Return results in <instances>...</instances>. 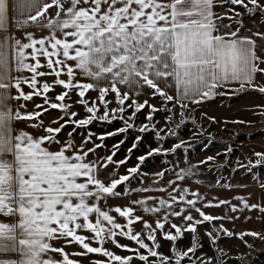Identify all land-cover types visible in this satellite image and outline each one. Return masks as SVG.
Masks as SVG:
<instances>
[{"label":"snow or ice","instance_id":"1","mask_svg":"<svg viewBox=\"0 0 264 264\" xmlns=\"http://www.w3.org/2000/svg\"><path fill=\"white\" fill-rule=\"evenodd\" d=\"M257 16L264 20V0H0V264H227L222 238H239L248 249L245 237L264 241V231L237 232L223 223L245 210L264 219V198L209 199L177 183L201 176V165L225 166L215 156L187 164L191 144L178 129L196 123L200 105L241 90L264 95V31L245 27V17ZM10 18L19 36L9 34ZM253 107L264 115V104ZM50 109L59 114L45 123ZM139 114L144 120L137 124ZM113 120L122 126L99 134L88 127ZM129 129L137 134L127 156L114 159L126 135L101 154L107 137ZM145 134L157 146L126 166ZM169 138L174 142L165 147ZM180 149L185 167L177 170V160L151 174L141 170L147 157L178 156ZM232 151L226 146V162ZM261 167L264 150H252L236 158L232 171L252 173L264 191L254 171ZM130 177L140 186L130 187ZM132 193L138 198L109 203ZM221 206L223 214L205 210ZM205 240L213 255L204 251ZM72 245L79 250H66Z\"/></svg>","mask_w":264,"mask_h":264},{"label":"rangeland","instance_id":"2","mask_svg":"<svg viewBox=\"0 0 264 264\" xmlns=\"http://www.w3.org/2000/svg\"><path fill=\"white\" fill-rule=\"evenodd\" d=\"M246 18V17H245ZM8 32L9 34L15 33L17 36L20 35V32L15 29L13 23L8 22ZM2 35V33H0ZM50 79V78H48ZM60 89L57 88L56 91L58 92ZM54 95V94H52ZM93 95H95L93 93ZM75 99V96L73 97ZM37 102L39 103L40 100L38 99ZM152 103H157L156 100H153ZM258 104H264V95L259 94L256 91L248 90L244 91L241 90L235 94L231 95H217L216 99L209 103H202L195 113L197 120L196 123L193 124L190 120L187 121L184 125H182L178 129V135L180 138L185 139L191 146L198 144L199 142H202V145L197 149V152L194 156H190L187 160V164H195L197 161L203 160L206 156H215L216 161L215 163H223L225 164L222 168H208L207 166L201 165L200 168L202 169V175L197 176L201 180H208L210 183H215V179L221 180V185L224 183H232L234 185L236 184H243V185H250V187H257V189L260 191V195L262 198H264V191L261 190L259 183L257 180L253 179L252 173H246L243 171H232V167L234 166V161L237 157H246L251 156L252 150L260 151L264 150V115H261V109L254 108V105ZM74 110L80 111V114L83 115V110L77 107ZM177 111V118L176 122H179V116L178 111L179 109H176ZM143 112V110H142ZM200 112H206L208 116H214L216 117V120L219 121L213 122L207 117H201ZM59 114V110L56 109H50L48 113L43 114V118L45 120V123H47L51 118L57 116ZM160 114H157V118H159ZM144 120V116L142 114L138 115L137 124L142 122ZM224 120L230 121L229 123H224ZM247 121L250 123H231V121ZM114 121V120H113ZM96 123V122H94ZM93 123V124H94ZM113 124V123H112ZM111 126V124H110ZM122 122L119 120H115V127L114 129L121 127ZM93 127V126H92ZM201 127L203 128V132H200ZM29 131H32V129H29ZM93 132L100 133L95 130V128H92ZM194 133H198L197 135H193ZM125 135L127 136V139L124 140L126 142L124 146H120V153H116V156L114 159L119 160L123 159L125 156H127V149L131 147L132 142L134 141L135 134L134 130L129 129L127 133H119L114 138H108V142L106 145L108 146V149H100L101 154H104L107 150L111 149V145L117 143L121 139H124ZM191 137V139H189ZM175 138H172L170 141V144L174 142ZM156 141L153 137V135L150 134L149 137H144L143 141L138 144L139 151L136 153H133L131 157H129V160L127 161L126 166H134L136 163H138L136 157L139 155H142L146 153L148 147H155ZM206 145V146H205ZM230 145L233 149L232 153L229 156V162H226L224 159V150L226 146ZM122 147V148H121ZM217 153H221V155L217 156ZM156 162H155V161ZM150 160L147 159L145 162L141 165V170L147 173H154L156 171H159L161 169L169 167L170 163H176L177 160H179V164L177 167V170H179L180 167H185V161L183 156L179 153L177 158L175 157H165L162 155L158 157L157 159ZM155 162V163H153ZM246 162V160H245ZM214 162H209V164H212ZM126 166H120L119 173L125 174L126 173ZM260 177V181L264 182V167L257 168L254 170ZM196 177V178H197ZM223 177L224 179H221ZM168 176H165V179H167ZM130 187H139V180H132L130 177ZM148 182V179H145V183ZM224 188V187H223ZM241 187H233L232 189H226L225 190H235L238 191V189ZM244 188V187H242ZM122 190V189H121ZM137 193H132L129 197L135 196ZM116 198L109 201L110 204L113 206L125 204L126 200L129 198ZM118 216V214H115ZM121 223H125L123 219L120 220ZM219 223V222H215ZM135 228L139 229L141 227L139 222H134L133 225ZM204 228L208 227L207 224L203 226ZM244 227H239V229H236L235 231H243ZM247 228V227H245ZM252 230L257 231H264V219H261L259 223L256 225H253L250 227ZM247 230V229H246ZM174 231V230H173ZM201 229V233H202ZM87 235V233H84ZM245 239L248 240L250 244L253 245V249H248L240 240L239 238H222L220 241H218L219 245L223 247L230 257L228 259L227 264H264V241H261L258 238H253L251 236L245 237ZM122 243H132L128 241L126 238H121ZM184 244H187L188 241H183ZM93 246H98L95 242H93ZM107 247H109L111 250L116 251L118 254L125 255L128 254L124 250L116 249L113 245L106 244ZM66 250L68 251H74L79 250L78 246L72 245L67 246ZM164 252H168V246L165 245L162 249ZM204 251L207 252L209 255H213V251L209 249V245L207 241L205 240L204 243ZM244 253H249L244 260H238L236 257L239 255H242ZM93 258H99V259H106L99 254H89ZM76 259H82L81 257H73ZM86 264H91L90 261H86Z\"/></svg>","mask_w":264,"mask_h":264},{"label":"crops","instance_id":"3","mask_svg":"<svg viewBox=\"0 0 264 264\" xmlns=\"http://www.w3.org/2000/svg\"><path fill=\"white\" fill-rule=\"evenodd\" d=\"M255 20V23H254ZM8 22L13 23V21L11 20V18L9 19ZM225 23H229V21L227 20V18H225ZM245 27L247 29H251L252 31H256V30H260V31H264V20H262L260 17H255L253 18H245ZM244 34H250L248 32H245ZM214 99H216V96L204 101L203 103H209L211 101H213ZM153 101V100H152ZM197 179H199L201 182L197 183ZM220 180V179H219ZM216 181V179H215ZM177 183H183L185 186H188L190 188V191H195V190H199V192L203 193L207 198L211 199L213 196L217 197V198H227V199H231L233 197L234 194H238V195H243L246 198H248L250 200V202H260L262 199V196L260 195V191L257 189V187L255 188L250 187V185H247L244 188H239L238 191L235 190H225L222 186L217 185L215 183H210L208 180H201L200 178H196V177H192L190 179H185L184 181H177ZM209 185H211V187H209ZM251 193V196L249 197L248 194ZM138 195L135 196H131L126 200V203L130 200L133 199H137ZM232 203H236L235 200H232ZM134 207H136L138 209V213L137 214H141L144 215L146 219H149L150 221L152 220V214L149 213H143L142 210L139 209L138 205H134ZM206 211L212 212L213 214H223L224 208L223 206H221L220 208H209V209H205ZM231 215V213H229ZM195 215V213H194ZM245 215H249L251 216L250 220H245L244 216ZM259 213L256 210H252L250 213L247 212V210H245V212L243 214H241L240 219L236 220V221H223L225 227L229 228V229H239V227H244L243 229H250L251 226L256 225L257 223H259L261 221L259 217ZM2 218V217H0ZM220 223V222H219ZM247 227V228H245Z\"/></svg>","mask_w":264,"mask_h":264},{"label":"trees","instance_id":"4","mask_svg":"<svg viewBox=\"0 0 264 264\" xmlns=\"http://www.w3.org/2000/svg\"><path fill=\"white\" fill-rule=\"evenodd\" d=\"M113 123V124H112ZM110 124H111V126H110ZM95 128V130L96 131H98V132H100V133H102V132H106V131H113L114 130V127H115V120L114 121H112L111 123H101V122H96V123H94V124H92V125H89L88 127L92 130V128L93 127ZM78 131H80L79 129H78ZM134 134L136 135L137 133L134 131ZM117 135H115V137H116ZM150 136V134H145L144 135V137H149ZM113 138H114V136H112ZM108 138H111V137H107L106 139H105V141H104V143L106 144L107 142H108ZM172 140V138H169V139H167L166 140V142H165V147H169L171 144H170V141ZM126 142H124L123 143V145L122 146H124V144H125ZM155 145H157V143H155ZM202 145V142H199L198 144H196V145H193V146H191V147H189L188 148V151H187V153H186V155H187V157L189 158L190 156H194L195 154H196V152H197V149L200 147ZM122 148V147H121ZM149 148V147H148ZM148 148H147V150H148ZM120 151H122V150H120ZM120 151H118V154L120 153ZM139 151V147L137 146V148H135V149H133L132 150V154L133 153H136V152H138ZM178 152L181 154V156H183V158H184V156H185V153H184V151H183V149H180V150H178ZM128 154V153H127ZM132 154H131V156H132ZM130 156V157H131ZM160 156H162V155H153L152 157H147V159H150L151 161L152 160H154V159H157L158 157H160ZM165 157V159H167V157H175V158H177V156H172V155H169V156H164ZM155 161V160H154ZM156 162V161H155ZM155 162H153V163H155Z\"/></svg>","mask_w":264,"mask_h":264}]
</instances>
